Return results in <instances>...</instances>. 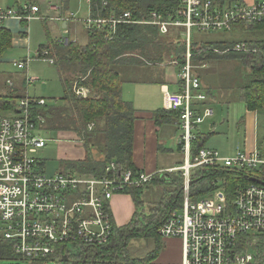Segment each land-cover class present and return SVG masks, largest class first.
<instances>
[{"label": "built area", "instance_id": "obj_1", "mask_svg": "<svg viewBox=\"0 0 264 264\" xmlns=\"http://www.w3.org/2000/svg\"><path fill=\"white\" fill-rule=\"evenodd\" d=\"M101 3L103 7L108 4L105 0ZM37 12L35 6H24L19 15L12 10L1 12L0 20L12 16L32 20ZM131 17L130 12H124L108 18L92 17L84 24L89 31L107 28L106 41L114 38L119 25H152L163 36L177 33L186 46L185 63L177 75L181 90L163 93L165 109L179 114V144L185 160L166 172H181L183 199L181 208L172 211L160 226L159 237L181 242L179 264H257L260 252L264 261V186H237L229 203L225 188L212 190L196 202L191 201L189 191L191 172L197 168L227 169L250 177L251 172L264 167V157L257 151H237L229 157L201 148L190 155L194 132L212 114L208 108H197V102L206 97L200 93L197 67L191 61V32L264 26V0H181L173 12H151L149 21H133ZM210 50L217 54L257 53L246 42L232 43L223 51ZM47 55L46 51L41 53L43 61L52 63L44 58ZM30 61H14L13 65L27 70ZM26 81L31 84L34 79L27 77ZM7 84L13 92L11 81ZM72 90L78 98L89 97L90 90L77 82ZM44 105L43 99H33L27 93L14 104L0 99V239L9 242L20 259L31 262L56 259L61 246L75 256L108 245L113 237L111 198L125 194L127 188H144L159 174L125 170L114 175V163L106 166L107 176L100 178L71 171L45 174L36 158L46 146V139L38 133L44 130L45 120L35 111Z\"/></svg>", "mask_w": 264, "mask_h": 264}, {"label": "trees", "instance_id": "obj_2", "mask_svg": "<svg viewBox=\"0 0 264 264\" xmlns=\"http://www.w3.org/2000/svg\"><path fill=\"white\" fill-rule=\"evenodd\" d=\"M28 1L37 2V0ZM91 1L93 16L100 14V17L108 18L110 15L130 12L133 21H149L151 12H173L178 8L181 0H105L108 2L106 7L102 6L101 0ZM28 6L30 5L28 4ZM107 32V28L87 32L86 45L74 46L77 44L69 42L67 46H64L65 53L61 55V61L76 65L81 76L77 85L85 86L90 90L89 98L83 101V99L75 97L71 83L65 81L64 96L60 99L64 102L65 108L62 109L58 118L53 117L52 120H49V117L53 115L50 110L46 109H53L51 107L44 105L35 108V111L43 116L45 124L48 120L52 125L50 129L45 127V131H72L84 145V159L71 163L63 162L65 169L63 172L69 170L81 175L100 178L107 176L106 166L110 163H114V175L125 170L136 172L137 169L132 164L134 109L130 103L122 100V81L116 66L120 64L145 66V61L150 64L162 63L166 61L164 57H167L166 62H175V67L179 71L185 63V43L182 40L175 41L170 34L160 35L157 28L152 25H119L116 35L109 41L104 39ZM10 38L9 32L0 30V56L9 47ZM246 44L248 47L258 48L260 55H248L240 52L220 55L210 49L215 48L223 51L232 43H203L191 47V61L192 65L197 67L196 69L202 68L207 61L212 60V56L236 55L242 64L247 62L251 76L254 78L246 86H243L242 100L249 110H262L264 109V41L246 42ZM131 54H136L138 58L129 57L131 59L129 62L127 55ZM0 99L9 100L10 104L15 103L14 97L11 95L1 96ZM165 112H158L156 117ZM166 114L169 115L167 120L164 119L166 122L172 120L178 123L179 114L176 111H167ZM57 122L58 127L63 129L57 128ZM90 124L93 126L89 130ZM96 133L105 135V146L101 150L105 159L103 162L93 161L89 151L87 140ZM203 140L200 135H195L190 148L191 156H194L202 148L193 149L198 144L202 146ZM262 145H264V137L258 142V147ZM255 173L257 171L251 172L250 177H253ZM248 183L251 182L243 173L227 169L197 168L191 172L189 187L191 201H198L212 190L225 188L229 203L232 197L231 192L237 186ZM161 185L170 187L172 190H164L165 197L159 198L144 208L142 200L144 191L149 190L152 186L160 188ZM182 185L181 172H162L157 174L144 188H127L125 194L129 195L134 203V215L127 225L120 228L113 227V237L108 245L96 252H91V264H153V260L161 250V238L158 235V230L172 211L181 208ZM145 210H147L146 213H144ZM138 237L152 238L155 249L144 258L133 259L127 253V242L131 238ZM67 255L69 253L65 246L58 247L56 259L53 260L68 264V262L62 261V258ZM67 258L69 257L67 256ZM70 258L73 256L71 255ZM14 259L22 260L14 254L9 242L0 239V260L11 261ZM71 261L72 264H81V262L72 259ZM259 264H264V261H259Z\"/></svg>", "mask_w": 264, "mask_h": 264}, {"label": "crops", "instance_id": "obj_3", "mask_svg": "<svg viewBox=\"0 0 264 264\" xmlns=\"http://www.w3.org/2000/svg\"><path fill=\"white\" fill-rule=\"evenodd\" d=\"M64 1L66 0H37V2L33 3L28 0H0V13L12 10L19 15L22 14V8L29 4L38 8V12L34 16V19L40 17L43 21L42 25L45 30L49 31L48 26H50V24L48 25L45 23L46 21L53 23V27L61 24L60 27L62 30L59 32L61 35L55 36L54 40L47 46L38 43L35 49L36 60L43 61L41 53L43 51L48 53L47 57L44 58L51 60L52 63L49 61L45 62L54 66L61 83L62 95L58 99H53L54 102L52 105H56V103L60 102L59 99L64 96V82L68 81L72 83V78L75 77V75H79L76 66L74 68L73 64H68L66 61L60 60L62 59L61 55L66 51L64 46H67L69 42L78 44L76 37L66 38L67 35H72L71 32L75 30L76 23L73 17L69 18L66 15L65 9H68V5L65 6ZM83 1L87 4L89 13L87 18L80 22H82L86 33L92 32L88 30L84 22L92 17H100V14L93 16L92 1ZM42 4L45 5V8ZM34 19L32 20L35 21ZM29 21L30 20L18 19L15 16L0 20V30L7 31L11 35L9 47L0 56V65H3L4 61L9 63L10 59L15 58L26 61L29 58L27 56H31L30 46L33 44V41L30 35ZM84 44L79 46H84ZM195 46L199 45L197 44ZM32 61H34V59L31 60V62ZM12 66L14 67L13 62ZM205 67L206 63L202 68ZM175 68L174 64L172 66L166 61L145 66H134L130 64H120L116 66L120 78L125 77V80L123 78L121 80L122 100L130 103L134 109L135 120L133 123L132 164L137 170L146 173L167 171L181 166L185 160V154L182 152V147L179 144L181 134L179 123H175L172 120L166 122L169 115L166 114L168 110H166L163 105V93L165 91L178 93L181 90V85L177 76L178 70L176 71ZM28 70V68L27 70H18L25 71L23 75L19 73L15 75H4L0 73V97L15 92L13 96L16 102L27 93V95L33 99H43L45 101L42 96L37 97L27 92V87L29 86L26 81ZM138 70H140V72ZM196 75L201 84L200 93L204 94L206 97L204 101L197 102V108L200 111L208 108L212 112L211 116L215 115V118L208 123L206 130L198 128L194 132V135H200L204 140L202 146L198 144L194 146L193 149L196 150L199 149V147L205 148L206 143L213 139L224 138L230 140L234 136L236 137L235 143L232 145L233 150H230L232 154L237 151H246L248 153L257 151L264 157L261 153L264 145L258 147V142L264 137V109L251 111L247 108V105L242 100V89L244 87L235 89L232 92L226 90L219 91L220 88L213 87L206 89L197 72ZM79 77L81 76L75 77L73 83H76ZM137 77L140 78L137 79ZM8 81L12 83L13 92L9 90ZM123 83H126L125 85L129 84L130 87L125 88ZM210 89L212 90L210 91ZM45 105L48 106V103H45ZM163 111L166 112L156 117L158 112ZM60 132V134H72L76 136L72 131ZM76 138L78 137L76 136ZM87 142L90 148L96 145L98 150L97 155H94L90 150L93 161L103 162L105 159L101 150L105 146V135L103 133H96L93 137L89 138ZM206 149L215 150L221 155L227 152L224 149H221V152L214 148ZM83 159L84 157L73 162ZM255 174L256 175H253V177L264 181V167H261ZM109 210L112 216L113 227L120 228L130 222L135 212V206L129 195L115 194L110 200ZM160 241L161 250L152 263L179 264L181 260V242L173 238H162Z\"/></svg>", "mask_w": 264, "mask_h": 264}, {"label": "rangeland", "instance_id": "obj_4", "mask_svg": "<svg viewBox=\"0 0 264 264\" xmlns=\"http://www.w3.org/2000/svg\"><path fill=\"white\" fill-rule=\"evenodd\" d=\"M65 6L68 7L66 10V15L69 18H72L75 20L76 26L75 30L71 32L72 35H67L66 38H77L78 45H82L85 42L87 43L88 37L87 33L85 31V28L82 25V22L84 19L87 18L89 9L87 4L83 0H66ZM42 6L45 8V5L42 4ZM45 13V12H43ZM38 17V16H37ZM29 21V27L31 31V39L33 41V44L30 46V54L32 56L28 59L34 61H30L31 64L28 66V73L27 76L34 79V81L29 84L27 87V92L30 95L35 96H42L45 99V103H48L49 107H53V109L47 108L46 110H50L52 117H49V120H52L53 117L58 118L60 116V112L62 111L64 106V102L59 101L56 103V105L53 104V99H58L62 95V87L60 80L58 78V75L55 71V68L53 65L49 64L48 62L36 60V52L35 49L37 48L38 43L47 46L50 44L51 41L54 40L55 36L61 35V24L56 25L53 27V23L50 21H46L48 25V30H45L43 28V21L40 17L37 19H34ZM51 27V28H50ZM171 38H173L175 41H181V39L177 36V33L171 34ZM48 37V39H47ZM51 37V40H50ZM191 41L193 45H197L200 43H235V42H260L264 41V26L256 27V29H245L243 27H234L230 32H217V33H200L196 30H192L191 32ZM85 43V44H86ZM84 44V45H85ZM228 46V45H227ZM226 46V47H227ZM251 49H256L257 53H246V52H240L242 54H259V50L256 47H250ZM8 53V52H7ZM6 53V54H7ZM222 55L223 53H219ZM260 55V54H259ZM5 56V55H4ZM3 56V57H4ZM25 56V57H26ZM2 57V58H3ZM128 59L127 61L131 62V59L129 57L138 58L136 54L127 55ZM236 55H226V56H212V60H209L206 62V67L197 69L196 72L198 73L200 79L202 80V83L208 88H220L219 91L226 90L229 92L234 91L235 89H239L240 87L246 86L251 79L254 77L251 76V70L247 66V62H244L242 64V61L240 59L236 58ZM5 58V57H4ZM167 61V57H164ZM14 61H22V59H10L9 63L4 61L3 65H0V73L6 75H15L16 73L19 74H25V71H18L12 66V62ZM168 64L173 66V63L167 62ZM146 65L150 64L145 61ZM75 68V64H73ZM176 71L178 70L175 68ZM3 70V72H2ZM136 71V70H133ZM140 72V70H138ZM179 72V71H178ZM139 75V74H137ZM79 75H75L77 78ZM72 78L74 82V78ZM125 80V77H122ZM121 78V80H122ZM140 77H137V79ZM36 79V80H35ZM71 83L70 85H74L76 83ZM126 82V81H125ZM126 83H123L125 85ZM129 84L125 85V88H129ZM212 89H210L211 91ZM10 95H15L14 93H11ZM91 93L89 92V96ZM9 96V95H7ZM14 97V96H13ZM76 97V96H75ZM78 98V97H77ZM89 98V97H88ZM82 99V98H81ZM87 99V98H86ZM85 99H83L84 101ZM65 114V113H64ZM68 117V114H66ZM215 116V115H214ZM210 116L204 119L203 123L200 124L197 128H203L207 129L208 123H210L215 117ZM73 117V116H72ZM75 117V116H74ZM51 128L52 125L46 121V124L44 125V128ZM57 128L63 129L62 127H58L57 122ZM66 132L67 130H63ZM44 139H46V146L40 150L37 154V159L39 160L42 169L45 171V174L51 176L56 174L57 172H63L64 166L63 162L71 163L75 160H79L84 157L85 155V149L83 143L76 138V136H73L72 134L64 135L60 134L61 132L53 130V131H39L38 132ZM236 137L233 136L232 139L226 140L224 138L219 139H213L212 141L206 143L205 148H214L221 152V149H224L225 153H223V156H229L233 157L236 152L232 154L230 150H233L232 145L235 143ZM93 152V154L97 155L98 150L95 145V147H89V151ZM262 155L264 156V146L261 150ZM166 172V171H164ZM162 173V172H160ZM159 173V174H160ZM256 175V174H253ZM259 176V175H258ZM160 188H155L152 186L149 190L144 191V194L142 195V200L144 203V208L158 200L159 198L165 197V191H171L172 189L167 188V186H163ZM173 188V187H172ZM174 189V188H173ZM147 210H145L144 213H146ZM2 225L0 224V229ZM154 240L152 238H131L127 242V253L131 258H144L147 255H149L154 250ZM179 245V244H178ZM261 257H259V261H263V253L260 252ZM88 256V257H87ZM67 257V256H66ZM91 252L89 253H78L77 255L73 256V258H68V264H72V260L81 262V264H91ZM67 263V262H66ZM0 264H62L58 263L56 260L50 259V260H44L42 262H31V261H24L19 259H14L11 261H1ZM259 264V262L257 263Z\"/></svg>", "mask_w": 264, "mask_h": 264}, {"label": "water", "instance_id": "obj_5", "mask_svg": "<svg viewBox=\"0 0 264 264\" xmlns=\"http://www.w3.org/2000/svg\"><path fill=\"white\" fill-rule=\"evenodd\" d=\"M247 179L251 182V183H256V184H259V185H262L264 186V181L258 179V178H255V177H247ZM62 261L64 262H68V258L66 256H64L62 258Z\"/></svg>", "mask_w": 264, "mask_h": 264}]
</instances>
